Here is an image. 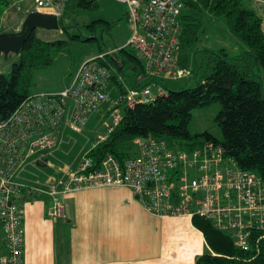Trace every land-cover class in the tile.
Instances as JSON below:
<instances>
[{
	"label": "built area",
	"instance_id": "2783aa9c",
	"mask_svg": "<svg viewBox=\"0 0 264 264\" xmlns=\"http://www.w3.org/2000/svg\"><path fill=\"white\" fill-rule=\"evenodd\" d=\"M68 0H37L62 17ZM264 4V0H250ZM128 7L126 17L132 32L124 46L84 60L70 83L57 92L33 94L6 120L0 122V223L4 228L7 252L0 264H21L23 256V205L27 196L48 193L53 197L49 215L65 217V198L70 193L99 186H125L150 213L165 216L198 215L229 234L234 244L250 250L254 231H264V181L251 169L238 166L226 155L221 143L206 141L192 149H175L168 139L139 137L137 154L123 163L109 154L95 168L86 154L76 171L61 187L45 189L40 182L30 186L19 180L28 165L46 162L56 150L66 128L84 130L95 113L105 131L93 147L106 140L123 119L124 108H134L167 94L160 82L191 76L180 64V16L184 0H118ZM134 49L144 63L136 76L141 88L128 87L110 106L114 70L104 63L121 48ZM122 80V78H118ZM155 90V91H154Z\"/></svg>",
	"mask_w": 264,
	"mask_h": 264
},
{
	"label": "trees",
	"instance_id": "16d2710c",
	"mask_svg": "<svg viewBox=\"0 0 264 264\" xmlns=\"http://www.w3.org/2000/svg\"><path fill=\"white\" fill-rule=\"evenodd\" d=\"M100 1L68 0L60 31L70 40L80 39L79 35L69 31L73 25L66 24V17L76 10L96 11ZM206 12L225 18L232 33L248 49L235 56H230L224 49L219 52L206 50L209 51L206 61L201 65L195 62L204 71L197 80V86L171 89L166 81L160 82L167 89L166 95L139 103L134 108H124L122 121L109 137L88 151L87 155L93 159L95 168L100 167L109 154L121 163L135 156L137 149L134 140L139 137L183 139L187 141L188 149L212 140L221 143L226 155L234 158L240 168L253 170L264 181V86L255 72L256 67L264 69V16L250 0L185 1L180 16L184 30L180 37L179 54L180 64L184 68L189 66L190 54L195 58L200 18ZM100 24H104L108 30L112 26V23L104 20H94L89 26L96 29ZM38 30L30 33L20 52L12 53L16 58L10 72L0 71V122L8 119L25 99L34 94L31 91L34 70L50 65L54 53L68 43L65 39H43L38 35ZM104 63L114 70L113 81L119 86L121 94L126 88L123 81L117 78L120 74L124 76L127 69L133 71L129 75L130 80L125 79L130 87L141 88L150 83H138L136 80L145 66L132 48L119 49L114 55H109ZM214 103L222 106L216 117L222 139L210 132L192 135L189 124L193 112ZM193 223L204 233L209 246L196 258L195 264H264V231H254L251 249L242 250L234 244L229 234L215 228L210 220L196 215Z\"/></svg>",
	"mask_w": 264,
	"mask_h": 264
},
{
	"label": "crops",
	"instance_id": "0c3cea01",
	"mask_svg": "<svg viewBox=\"0 0 264 264\" xmlns=\"http://www.w3.org/2000/svg\"><path fill=\"white\" fill-rule=\"evenodd\" d=\"M36 1L0 0V7L7 3L3 10L6 12L21 5L20 11L25 17L34 10L52 13L46 8H36ZM255 5L264 16V4ZM22 22L16 27H22ZM118 78L125 88L130 87L124 76L120 74ZM120 94L119 86L112 81L109 98L101 110ZM97 118L100 119L99 113L91 117L85 131L94 127ZM92 147L85 148L77 161L66 167L57 166L52 160L56 153L52 152L46 162L28 165L19 180L30 186L40 182L45 189L52 184L61 187L69 172L78 169ZM46 167L48 170H44ZM22 205L21 264H195L196 258L209 249L204 233L194 225L193 218L154 215L125 186L83 188L70 193L65 198V217L49 215L53 197L46 192L27 196ZM6 252L4 228L0 223V262Z\"/></svg>",
	"mask_w": 264,
	"mask_h": 264
},
{
	"label": "rangeland",
	"instance_id": "374dc122",
	"mask_svg": "<svg viewBox=\"0 0 264 264\" xmlns=\"http://www.w3.org/2000/svg\"><path fill=\"white\" fill-rule=\"evenodd\" d=\"M187 1V0H184ZM255 3V2H254ZM256 4V3H255ZM262 4V3H257ZM21 5H17L4 12L6 4L0 7V32L5 30L18 31L22 27L20 25L24 21L25 14L20 11ZM258 8V7H257ZM128 11L127 5L118 2V0H101L100 6L96 11L76 10L70 16L66 17V24L72 26L69 31L80 36V39L70 40L62 31L38 30L41 38L46 40L65 39L68 40L66 46L56 51L53 56V61L50 65L34 70L33 86L31 91L36 93L41 92H57L61 91L71 81L78 66L87 58L100 54L103 51L116 50L118 47L124 46L132 28L126 18ZM94 20H104L112 23L108 30L104 24H100L96 29L89 25ZM201 27L199 33V41L195 47V58L190 54L188 68L192 72L191 76H186L178 80H168L167 85L171 89H181L186 87L197 86V80L201 78L204 71L198 68L195 64L200 65L206 61L211 52H219L224 49L230 56L242 54L248 48L242 43L231 31L225 18H219L211 13H204L201 18ZM23 23V22H22ZM16 29V30H15ZM93 38V40H87ZM131 49L130 47H127ZM15 54H10L9 57L0 55V71L8 73L11 70ZM196 59V60H195ZM263 82L264 86V69L255 68ZM133 74L131 69L126 70L124 78L130 80L129 75ZM155 91V90H154ZM220 103H214L211 106L196 109L193 112L192 120L189 124V130L192 135H202L205 132L212 133L216 138L222 139V131L219 127L216 117L220 109ZM97 130L100 133L105 131L104 124L100 119H96L94 127L85 131L75 132L71 129L64 131L62 141L58 149L54 150L53 161H56L57 166L66 167L77 161L81 152L86 148L89 149L95 139H97ZM98 131V132H99ZM197 141V140H195ZM170 144L175 149H188V143L183 139H169ZM48 170V168H44Z\"/></svg>",
	"mask_w": 264,
	"mask_h": 264
},
{
	"label": "water",
	"instance_id": "95a60500",
	"mask_svg": "<svg viewBox=\"0 0 264 264\" xmlns=\"http://www.w3.org/2000/svg\"><path fill=\"white\" fill-rule=\"evenodd\" d=\"M63 25L62 17L34 10L25 17L20 31L0 34V55L8 57L10 53L20 52L33 30L59 31Z\"/></svg>",
	"mask_w": 264,
	"mask_h": 264
}]
</instances>
